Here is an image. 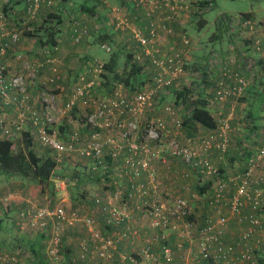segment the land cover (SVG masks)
Listing matches in <instances>:
<instances>
[{"label": "built area", "instance_id": "built-area-1", "mask_svg": "<svg viewBox=\"0 0 264 264\" xmlns=\"http://www.w3.org/2000/svg\"><path fill=\"white\" fill-rule=\"evenodd\" d=\"M44 0H26V13L34 15ZM106 2V0H100ZM197 0H137V4L146 7L148 17V34L144 35L138 28H130L122 9L115 8L116 30L130 28L133 36L140 44V51L135 54L136 61L140 62L148 78H144L140 86L130 90L122 83L114 82L113 86L104 95L96 97L95 86L100 84L99 76L103 72V61L92 59L84 66V73H91L92 77L85 81V75L72 87L71 97L62 104L57 103L58 95L64 91L59 83L57 59L54 45L52 50L39 49L41 57L35 61L24 60L20 68L11 71L3 62V56L10 42H16L19 33L15 30L4 31V21L0 14V132L3 136L14 137L25 127L33 135L40 145L50 149L55 154L58 163L70 161L72 152L90 157L94 165L102 167L107 172L111 161L120 162L116 167L118 174L121 172L131 175L129 183V198L139 195L143 208H149L150 223L153 227L169 225L175 229V220L189 212V205L185 198L177 197L174 209L168 210L164 203L158 200L156 187V172L150 170L153 157L160 158V147H166L165 151L178 158L185 165L193 169L200 179L211 180V204L216 206L220 201L227 199V205L233 214H237L250 203L253 210L247 216L248 227L241 234V239H249L253 234V228L264 223V139L257 148L256 153L247 158L245 169L234 177L238 184L231 195L227 196L228 183L222 177L217 166L212 163L210 152L217 151L220 157L228 150L229 129L228 117L218 118L217 125L208 129L205 135L196 139L188 136L181 137L182 117L178 108L170 102L160 103V97L168 94L172 89H180L181 79L185 76V48L190 44L189 38L182 34L179 36V46L164 48L160 43V32H170L168 23L174 20L175 12L179 9H188L190 3H194L193 11L199 13ZM164 14V16H161ZM243 26L254 27V23L242 17ZM238 22L231 20L230 26H238ZM257 27L264 32V22ZM80 34L74 40L79 42ZM101 47L109 52L111 46L103 43ZM254 50H262L259 40L252 44ZM215 53V52H214ZM209 61L208 76L214 75L217 69L214 60ZM251 59L243 58V65L238 69L224 64L218 65L220 77L211 87L204 86L210 105L222 104L232 97H241L248 93L249 79L244 71L249 69ZM213 70V71H212ZM45 71H50L44 76ZM43 74V75H42ZM82 99L88 112L83 116L84 124L93 130L91 139L87 144L80 142L78 132H68L65 138L60 136V131L54 129L59 116L73 113L79 116L76 105L77 99ZM216 115V114H215ZM215 118V116H214ZM216 120V119H215ZM201 127V125H198ZM150 143H154L152 146ZM123 169V170H122ZM145 171V181L140 180V175ZM255 172L258 177H255ZM65 180L60 179V184ZM116 194H120L119 190ZM96 204L103 208L113 224L123 221L127 223L129 217L119 209L101 203V199H95ZM28 205L19 210L20 219L27 220L31 227H45L53 222L51 229V245L49 252L58 253L59 235L64 224H73L81 221L85 225L89 239L93 244V253L99 258L111 256L110 248H116L125 233L105 235L97 227L95 221L89 216H80L78 209L67 211L64 206L58 205L49 208L46 205H38L28 201ZM109 203V202H108ZM107 203V204H108ZM145 206V207H144ZM8 207L7 196L0 197V211ZM176 208V209H175ZM145 210V209H144ZM83 217V218H82ZM262 217V219L260 218ZM227 217L220 215L217 218H208L200 230L199 238L188 249L183 262L175 261V255L185 250V242L177 240L172 246L163 243L160 246L159 255L150 252L146 247L144 252L157 264H255L248 249L236 253V245L227 241L224 236V227ZM172 223V224H171ZM180 237L184 234L180 233ZM165 238V237H162ZM182 239V238H181ZM192 241V240H191ZM88 248L81 245L80 256L84 257ZM188 255V256H187ZM22 254L19 249L12 252L0 253V264H19ZM133 264L136 262L130 256H122Z\"/></svg>", "mask_w": 264, "mask_h": 264}, {"label": "crops", "instance_id": "crops-1", "mask_svg": "<svg viewBox=\"0 0 264 264\" xmlns=\"http://www.w3.org/2000/svg\"><path fill=\"white\" fill-rule=\"evenodd\" d=\"M202 1L204 4L207 2V5H205L206 7H202L201 12H199L200 14L193 11L194 3H190V9H179L175 12L174 20L168 23L171 31L169 33L160 32V43L162 46L172 47L174 44H176L175 46H179L180 35L188 34L190 27L195 25L201 18L203 21L206 20L203 13L214 5V0ZM249 1L253 2L256 6L253 8L254 10L251 9L240 13H244V17L254 23V27L236 26L232 29H228L226 32L227 44H229L230 47L232 46L231 43L233 44L234 52H231V49L228 50L227 53H225L226 50H222L221 53L216 54V51L213 49V51L211 50L212 52L210 51V53L208 52L203 55L202 53H191L187 47L188 49L186 48L187 50H185L184 54L185 65H190L194 56H201L203 65L206 61L217 58L214 60L217 69L214 70L213 76L207 77L209 80L206 85H204L207 87L213 86L215 80L220 77L218 70L220 62L224 65L228 64L234 69H239L243 65V58L248 57L250 59L253 58L256 63L262 66L261 68L259 67L260 69H258V66H255V69L252 67V70L244 71L245 76L247 77V75H249L247 78H251L247 89L248 93L244 96L232 97L224 101L220 107L217 106L218 104L210 105L208 102L212 115L218 118H220L222 114V107L225 111L226 107L231 105V110H233L235 101L237 102L238 99L240 101V103L238 102L240 107L246 109L243 112L244 117H237L236 114L235 120L232 121L233 127H231L228 132L230 145H228L229 148L225 152V155L220 157L217 151L212 150V152H210V158L217 161L216 164L223 174L222 177L228 183L227 196L231 195L238 184V180H235L234 177L245 169L247 158L256 153V150H258L257 148L264 139V32L257 27L260 23L264 22V18L260 16L261 7L259 6L264 0ZM25 8L26 0H0V14L5 24L4 31L10 32L15 30L19 33L18 40L9 43V47L6 49V53L3 56V62L11 71H16L20 68L22 61H35L40 58V48L51 51L52 47L56 45L57 50L55 51V57L57 59V73L59 83L64 90L65 87L71 90L74 84L80 79V76H92L91 73H84L85 62L92 59L108 58V55L96 54V47L103 41L105 33L112 35V37L118 35L116 33H120V40H123L122 31H117L115 29L114 22L117 21L115 18L116 12H114L115 8L122 9L125 17L131 21V25H134V22L140 23L148 21L146 7L138 5L137 0H106V2H101L100 0H45L32 16L26 13ZM50 13L59 14L60 17L51 16L49 15ZM161 16H164V14H161ZM222 16V20L226 21L228 26V16L224 14H222ZM41 26H54L53 30L56 31L54 35V45L50 46L49 43L51 41H49V37L37 31ZM25 31H31V33ZM77 34H80L79 42L74 40ZM176 39H179V41ZM210 39L213 40V43H217V46L215 44L211 46L218 47L220 42L223 44L226 43L218 32L212 33ZM255 40H259L261 44L262 50L260 52L254 50L252 47ZM1 42L3 41H1L0 37V43ZM232 54L234 55V59H231ZM49 72L50 71H45L43 73L44 76L48 75ZM164 102V100L161 101V103ZM231 114L232 112L228 115ZM241 124L243 125L241 126ZM247 126L249 127L247 128ZM187 133L188 132L183 130L180 136H189ZM1 136L2 134L0 132V138ZM239 138L243 143L244 139L247 138L248 143L245 142L244 144L249 147L246 148L240 145L243 148L238 151L237 146L239 145H237V143L240 141ZM19 147H21V145ZM164 152L167 154V158H164L165 161H152L153 163L150 164V170H154L157 174V183H164V185L168 186V189H170V192H168L169 197L163 199V201L170 207L173 204V200L177 197L185 198L191 207L190 212L194 214V218L200 223L208 216H226L228 221L224 227V236L227 241L233 242L236 245V253L244 251L245 247H259V243L264 239V223L253 228V236L251 239H241V234L248 227L246 220L247 216L253 213L250 203H246L237 214H233L230 211L226 203L228 199L226 197L216 204V206L209 205L205 195H199L196 191L191 193V188L195 189L194 187L198 184L203 185L206 182L209 183V180L200 179V177L194 173L193 169L183 164L180 160L168 154L166 151ZM71 164L68 168L72 171L78 170L82 173L83 169H85L80 163L73 162ZM122 165H120V162L111 161L106 170L107 172H104L102 167L94 165L91 162L87 167L88 173L85 172L81 174L82 176L78 177V182L76 181L73 185H69L66 180L62 185L59 183L60 179L52 181L50 183V188L55 186L53 187L54 190L46 189L43 194V199L46 200L51 198L50 200L55 202V206L63 204L67 209L70 208L69 210L73 208L80 209V207H82L81 210H83L85 216H95L97 219L99 218L101 220H97V226L101 230L112 235L119 234V232L121 234L125 233V237L120 241L116 253H119V250L122 248L128 251L141 252L146 242L150 240V237L147 236L148 239L146 238V234L150 229L146 230L144 226V222H149L148 219L150 217L148 218V214L144 211L138 194H136L134 198L128 197L127 192L129 191L131 175L128 174V169H124L126 173L121 172L120 175L118 174L116 167ZM62 166L63 169H66V166L63 164ZM59 168L61 169V167ZM255 177H258L257 172H255ZM146 178L144 171L140 175V180L145 181ZM1 186L2 183H0V190H2ZM26 190V196L11 193L5 194L8 200V207L0 211V251L14 249L15 247L19 248L25 243L35 249L39 245H44L46 237H42L41 232L35 233V230L31 228L27 220L20 219L18 215L19 210L26 207L30 199H36L38 192L40 193V188L36 183L26 186ZM117 190L120 192L118 195L116 194ZM5 195L2 196L0 194V197L3 198ZM97 198L101 199V203L110 206L112 209H119L128 215L129 221L127 224L125 222V224H122L120 231H116L114 226L105 223V218L107 217L99 212L100 207L95 202ZM260 218L262 219V217ZM47 225L51 227H49L50 230L53 228L52 221ZM180 225L181 224H179V226ZM63 226L60 233H62L67 250V253L64 252L66 257L69 258L74 252H77V256L79 253L80 256L79 250L81 247L79 248V245L83 243L84 245L86 244L88 248L87 253L95 252L93 244L89 239L87 229L81 221H75L73 224H64ZM82 233H85V238H80ZM45 234H47L48 238L51 235L50 232H46ZM178 234H180L179 230ZM34 237L37 240L38 246L33 245L34 242L31 241V238ZM176 238L177 235L175 236V239ZM149 242L152 244L154 243L151 240ZM189 242H191V239L186 237L185 243L188 244V247L190 246ZM34 244H36V242ZM188 247L181 253V256L186 253L188 255L190 254L188 253L190 247Z\"/></svg>", "mask_w": 264, "mask_h": 264}, {"label": "trees", "instance_id": "trees-1", "mask_svg": "<svg viewBox=\"0 0 264 264\" xmlns=\"http://www.w3.org/2000/svg\"><path fill=\"white\" fill-rule=\"evenodd\" d=\"M45 2L42 1L40 6ZM48 2V1H47ZM197 7L202 9V7H206L207 2L204 4L202 0H199L196 2ZM40 8V7H39ZM26 9V8H25ZM201 12V11H200ZM200 14V13H198ZM49 15L51 16H57L60 17L59 14L55 13H50ZM200 16V15H198ZM245 14H243V17ZM128 22H131L127 18ZM142 21V20H141ZM146 23V25H145ZM145 25V26H144ZM55 26V25H54ZM54 26H41L37 31L40 33H43L46 35V37H49V43L50 46L55 44L54 41V35L56 31L53 30ZM135 28H138L141 30V32L144 35L148 34V21H143V22H134L133 25ZM41 29V30H40ZM117 31H122V37L123 40H120L121 36L120 33H116L118 35L113 36L109 35L108 33L104 35L103 41L101 42V45L105 42L111 46V51L107 52L108 58L101 59L103 61V72L99 76L100 78V85L107 86L105 90H110V88L113 86L114 82L117 83H122L125 87L129 88L130 90H134L137 86H140L143 82L144 78H148L146 75L145 71H143L142 64L138 61H136L135 54L140 51L141 47L137 39L133 36L132 31L130 28H126L125 30H117ZM28 33H31V31H25ZM124 33V35H123ZM85 34V33H84ZM48 39V38H47ZM118 40V42H117ZM122 41V42H121ZM120 42V43H119ZM129 44V46H128ZM164 48H166L164 46ZM124 49V50H123ZM125 51V58H124V63L121 65L120 63V58H121V52ZM226 65V64H225ZM226 66H229L228 64ZM187 64L185 65V69H187ZM209 60L206 61L201 69L200 72L196 75L197 77H194L190 82L187 81V84L182 85L180 89L176 90V94L174 97V102L178 108V111L180 110L178 107V103L184 104L186 107V113L182 115V129H181V134L184 131L188 132L189 134L188 137L190 138H200L203 135H199L195 137V130L198 129V125H201L203 128H213L217 125V121L215 120L214 116L212 115L211 108L209 107L208 104V97L211 96V94H207L205 91V88L203 85H206L207 81L209 80L207 78L208 76V71H209ZM187 77V76H186ZM195 79V80H194ZM98 86V88H99ZM102 88V87H101ZM191 89H196L199 90L197 93H192ZM107 92V91H106ZM105 92V93H106ZM104 93V94H105ZM167 95V94H166ZM166 95H162L160 97L158 106L160 105L161 101L164 100V97ZM264 111V110H263ZM180 112V111H179ZM72 116H74L73 113H71ZM62 130L65 128L63 126H60ZM64 128V129H63ZM64 132L60 131V136L63 138ZM66 136V133H65ZM187 135H185L186 137ZM179 137V140L181 141L182 136H177ZM249 139V138H248ZM35 143L33 139V135H31L30 131L25 127L19 134H17L14 137H6V136H1L0 138V174H4L6 176L12 177V176H21L22 178L26 179L28 182H33L38 185L40 188V195H43L47 189V187H50V183L52 181H56L57 179H63L66 181H72L75 183L76 181L78 182V177L82 176L81 174L85 173L86 167L84 166L83 171L75 170L71 172H67L64 170L61 166H59V163L55 159V154L48 149L47 152L37 154L33 148V144ZM152 146H155L154 143H150ZM20 149L14 150V146H20ZM51 152V153H50ZM225 153L223 154V156ZM176 158V157H175ZM89 159H91L89 157ZM178 159V158H177ZM94 163V160L91 159L90 163ZM89 164V163H88ZM61 167V169L59 168ZM219 169V167H218ZM220 171V169H219ZM221 172V171H220ZM222 174V173H221ZM223 175V174H222ZM55 179V180H54ZM24 181V183H26ZM73 185V184H72ZM53 191V186L51 187ZM195 191L199 195H205L206 199L209 202V205L211 204V180H209V183L206 182L203 185H196L195 186ZM208 197V198H207ZM210 198V199H209ZM188 203V202H187ZM189 205V203H188ZM212 205V204H211ZM190 206V205H189ZM213 206V205H212ZM75 209V208H74ZM109 222H111V219H108ZM179 220L181 222H188L190 221L195 227L199 226L198 230V235L200 234V230L202 227L205 225L207 222V219L202 221L201 223L199 221L196 222L197 219L194 218L193 213H186L183 214ZM203 224V226H202ZM97 225V224H96ZM50 226L46 225L45 227H40V226H33L31 227L32 229L35 230L36 233L41 232L42 237H46V240H48L46 232H51L49 229ZM98 227V226H97ZM150 227V226H149ZM51 228V227H50ZM148 235L146 234V238L151 237L154 235L158 238V243H151V244H145L142 251H131L130 253H125V254H120L119 253V261L118 257L117 260L115 261L116 264H133L131 261L128 259L124 260L122 259V256H130L134 259L136 262L135 264H157L154 261H152L147 254L144 252V249L146 247H150V252L155 253L156 255H159L160 252V246L163 243H167L170 245H174L177 240H182L185 242L186 237H180L178 234V230L175 228L173 229L170 224L165 225V226H158L156 228H152L148 231ZM170 232V233H169ZM105 235H109L105 232H103ZM50 235V234H49ZM177 235V238L175 239V236ZM51 236V235H50ZM49 236V238H50ZM148 236V237H147ZM165 237V238H162ZM182 238V239H181ZM170 240V241H169ZM121 241V240H120ZM119 241V243H120ZM59 245L58 247V253L65 247L66 252V246L63 241V236L62 233L59 235ZM119 243L117 244L116 248L112 249L109 251L112 256L115 255L116 250L118 249ZM50 244L47 246H38L36 249L33 248L32 246L28 245L32 258H33V263L32 264H49L48 260L43 257L45 254L48 257L56 256L53 255L49 252L50 249ZM86 245V244H85ZM156 245V246H155ZM194 246V244H193ZM27 247V248H28ZM22 247H15L14 249H19L20 253L22 254L23 248ZM186 248V246H185ZM195 249V246L193 247ZM14 249H7L0 251V253L3 252H12ZM124 248L120 249L123 250ZM182 252H179L175 255V261L178 262H183L184 257L183 255L181 256ZM87 256V251L84 257ZM111 257V256H110ZM146 258V260L144 259ZM258 264H264V259H260Z\"/></svg>", "mask_w": 264, "mask_h": 264}, {"label": "rangeland", "instance_id": "rangeland-1", "mask_svg": "<svg viewBox=\"0 0 264 264\" xmlns=\"http://www.w3.org/2000/svg\"><path fill=\"white\" fill-rule=\"evenodd\" d=\"M259 6L261 7V15L260 16H262L264 18V8H263L264 7V2L261 3ZM255 7L256 6L254 5V3L253 2H250L249 0H214V5L211 6L208 10H206L203 13L204 14V18L206 20L203 21L202 18H201V20H199L198 22H196L195 25H193V26L190 27V29L188 30L189 31L188 34H186L187 37L190 40V44L188 46L189 51H191V53L194 52L195 54L196 53H199V54L202 53L203 55H205L208 52L210 53V51L211 50L213 51V49L216 51V54L217 53L218 54L221 53L222 50L223 51L226 50L225 53H227L228 50H231L232 49L231 52H234L233 44L231 43L232 46L230 47V45L227 44V38H226V32H227V30L228 29H232L233 27H236V26H230L231 20L235 19L238 22V24H239L238 26L246 27V26H243V23H242V17H243V14L244 13H240V12H242V11H248V10H251V9H253ZM222 14L228 16V19H229V20L227 19L228 20V26L226 24V21H223L222 20L223 19ZM130 27L134 28V26L131 25V24H130ZM216 32L220 33L222 39H224V41H226V43H224V44L222 42H220V45L218 47L211 46L212 44H215L217 46V43L216 42L213 43V40L210 39V35L212 33H216ZM176 40L179 41V39H176ZM96 46H98V45H96ZM128 46H129V44H128ZM96 50H97V53H96L97 55H104V56L107 55V53L105 52V50L101 47V44L98 47H96ZM200 57L201 56H194L192 58V61L190 62V65L189 64L187 65L188 68L186 69L185 76L181 79V83L182 84L183 83H186L187 81L190 82V80H192L194 77H197L196 75L198 74V72L201 71V69L203 67V60H201L202 57L201 58ZM124 58H125V51H122L121 52V58H120L121 59L120 60L121 65H123V63H124ZM231 59H234V55L233 54H232V58ZM88 61H91V60H88ZM254 62L255 61L252 58L248 70H250L252 67L255 69V66H258V69H260L262 67V66L259 65V63H256V62L254 63ZM85 64H86V62H85ZM220 64H221V62L219 63V65ZM248 76L249 75H247V77ZM91 77L92 76L85 77V81H87V80L89 81L91 79ZM248 79H249V81H251V78H248ZM98 86H95V90H94L95 91L94 94H95L96 97L102 96V95H104V93L106 91H108V90H105L107 88V86H105L104 88H103L102 85H100L99 88H98ZM198 91L199 90H196V89L193 90V89H191V92L192 93H197ZM176 93H177L176 92V89H172L164 97V101L165 102H170V103L174 102V97H175V94ZM71 94H72V90L67 89L65 87V90L62 91V94L58 95V101H57V103H60V104L64 103L66 101V99H68V98L71 97ZM238 102L240 103L239 99L237 100V102L235 101L233 110H231V105H229L228 107H226V110L225 111L223 110V107L221 108L222 109L221 110L222 111V114L220 115V117H222V118L228 117V114L230 112H232V114L229 116L230 118L228 119V122H229V125H230V129H231V127H233L232 121L235 120L236 114H237V117H239V116L240 117H244V113L243 112L246 109L244 107H240V105L238 104ZM222 104L221 105L218 104L217 106L220 107V106H222ZM76 105H77V108H78V114H79V116L78 117L77 116H72L71 114H68V115L66 114L65 116H59L60 119H58L57 122L55 123L54 129L56 131L64 132V135H63L64 138H65V133L67 134L68 132H78L79 138H80V142L82 144H87L88 139H91L93 130L90 128L89 125L84 124V122L82 121V119H83V116L88 112V109L83 105L82 99H80V98L77 99ZM177 105H178V107L180 109L179 110L180 111L179 112L180 117H182V115L185 114L186 111H187L186 110V107H185V105L183 103L182 104L178 103ZM215 119L217 121L218 117L215 116ZM240 119H243V118H240ZM242 125L243 124H241V126ZM60 126H63L65 129L63 128L64 130H62L61 128H59ZM248 127L249 126H247V128ZM181 129H182V127H181ZM207 131H208L207 129L200 127V128H198V129L195 130V137H197L199 135L206 134ZM239 140H240L239 143H237V145H239V146H237L238 147V151H240L243 147H246V148L249 147V146H245V144H244L245 142L248 143L247 138L244 139V143H243V141L240 138H239ZM34 141H35V143L33 144V148H34V150H35V152L37 154H41V153H44V152H47L48 151V149H46L42 145H40L35 139H34ZM229 145H230V141H229ZM240 145H242L243 147H241ZM254 145H256V144H254ZM20 148L21 147H19V146H14V150H17V149H20ZM160 148L163 149L160 152V158L153 157L154 158V159H152L153 162H155V161H165L164 158H167V156H166L167 154L164 152L165 149H166V147L161 146ZM90 161H91V159H89V157L84 156V155H81L78 152H72L70 161H65L64 163L60 162L59 163V166H61L63 164L64 166H66V169H64V170H66L67 172H71L72 170H70V168H68V166L71 163L76 162V163H80L81 165H83V167L85 165L88 167V163H90ZM212 163H214L217 166V168H218V165L216 164L217 161L212 160ZM87 167L85 169V172L86 173H88ZM156 178H157V174H156ZM24 181H26V179L22 178L21 176H12V177H9V176H6L4 174L3 175L0 174V183H2V186H1V189L2 190H0V194L2 196L5 195V194H9V193H11V194H20V195L26 196V194H25L26 191H27L26 190V186H29L30 184H33V182L26 181V183H24ZM67 182L69 183V185H72L73 184L72 181H67ZM195 184H196V182H195ZM53 187H55V186H53ZM168 188L169 187L166 186V185H164V183H161V184L158 183V187H156L157 192L159 193L157 195V198H158V200L160 199L159 200L160 203H164L165 204V206L167 207V209L168 208L169 209L171 208V210H172V209H174V206H175L174 200H173L172 206H170V207L166 204L165 201H163V199H166V198L169 197L168 196L169 195L168 192H170V189H168ZM49 189L52 190V188L47 187V190H49ZM53 190H54V188H53ZM194 191H195V189H192L191 188V193L194 192ZM38 194H39V192H38ZM38 194H37L36 199L32 198V199H30V201L36 202L39 206L40 205H46L49 208H54L55 207V202L52 201V200H50L51 198L44 200L43 199V196L44 195H40V194L38 195ZM61 205L64 206L63 204H61ZM81 208L82 207H80V209H78V214L80 216H83L84 217V213H83V210H81ZM65 209L67 211H69L70 208L67 209L65 207ZM75 209H77V208H75ZM99 209H100L99 212H101L103 214V216L107 217L108 219H111L109 217V215H106V213L103 212L104 210H103L102 207H100ZM144 209H145L144 211L148 214V218H149L150 215H149V213L147 211V210H149V208L146 206ZM190 210H191V207H189V210H188L189 212H187V213H191ZM86 216H89V215H86ZM89 217H91L95 221L96 224H97V220L98 221L100 220L99 218L97 219V217H95V216H89ZM217 217L218 216H215V217H209L208 216V217L205 218V220L208 219V218H213L214 219V218H217ZM107 218H105V223L114 226L116 231L117 230L120 231V228L122 227V224H125L124 222H126V221H123L122 223H119V224H113V222L112 221L109 222V220ZM150 218L148 219L149 222H144V226L146 227V230H149V229H152V228H156V227H153L151 225ZM128 221H127V223H128ZM196 222H197V220H196ZM174 223L176 225V229L179 230L181 234L183 233L185 237H188V238H190L192 240L191 241L192 242V245L197 241V239L199 238L198 237L199 236L198 235V230L200 228L199 226L195 227L190 221H188L186 223L184 221L181 222L179 219L175 220ZM179 224H181V225L179 226ZM202 226H203V224H202ZM101 231L102 232H105L103 230H101ZM87 233H88V231H87ZM105 233H107L109 235H112V234H110L108 232H105ZM148 233H147V235H148ZM119 234H120V232H119ZM119 234H116V236H118ZM252 236H253V234H252ZM83 237L85 238V233H82L80 235V238H83ZM251 237H250V239H251ZM31 239L30 240L32 242H34V243L36 242V244L33 243V245L38 246V243H37V240L35 239V237L34 238H31ZM149 239L151 241H153L154 243H158V238L156 236H154V235L152 236V238L150 237ZM150 240H148L146 242V244L147 243L148 244H151V242H149ZM85 242H87V241H85ZM191 242H189V245L191 244ZM48 244L51 245V238H48V240H45L43 247L45 245L47 246ZM259 244H260L259 247H252V246L251 247H245V249H248L249 252L251 253L252 258H253V261H254L255 264H258L259 261H260V259H264V239H262ZM185 246L187 248L188 247V244L185 243ZM27 247H28V244L27 243L23 244L22 248L24 250L22 252V256H20L19 264H32L33 261H34L33 258H32L31 251H30L29 247L28 248ZM80 247H81V245H79V248ZM64 249H65V247L55 257L54 256L48 257L45 254L43 255V257L48 260V263L49 264H116L115 261L117 260V257H118V261H119V253L120 254L130 253V251L123 249V250H119V253H115L114 256L111 255V257H108V258H99L98 257V254L89 252V253H87V256L85 258H82L81 256H79V253H78V256H77L76 255L77 252H74L68 258L63 253V251H65ZM80 250H79V252H80ZM66 253H67V250H66ZM183 257H186V255H183ZM144 259L146 260V258H144Z\"/></svg>", "mask_w": 264, "mask_h": 264}]
</instances>
